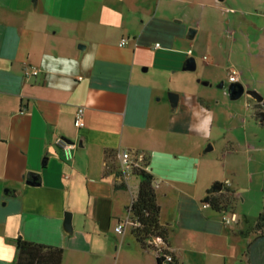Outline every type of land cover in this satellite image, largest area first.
I'll use <instances>...</instances> for the list:
<instances>
[{"label":"crops","instance_id":"crops-1","mask_svg":"<svg viewBox=\"0 0 264 264\" xmlns=\"http://www.w3.org/2000/svg\"><path fill=\"white\" fill-rule=\"evenodd\" d=\"M242 1L0 0V264H16L19 236L63 247L62 264H158L132 232L141 177L108 157L121 150L147 158L171 264H250L235 203L259 158L235 130L264 127V0ZM232 65L261 102L230 98ZM216 182L233 198L222 212L205 205Z\"/></svg>","mask_w":264,"mask_h":264},{"label":"trees","instance_id":"trees-1","mask_svg":"<svg viewBox=\"0 0 264 264\" xmlns=\"http://www.w3.org/2000/svg\"><path fill=\"white\" fill-rule=\"evenodd\" d=\"M264 123V118H263ZM116 153L109 152L108 157L115 161ZM112 167V162L108 163ZM114 167H117L113 164ZM120 169V166L117 169ZM141 181L138 192L134 197L129 213L133 221L132 232L147 249H152L157 253L158 264H165L167 256H174L169 252L165 237L168 227L160 220L161 206L154 187V177L151 172L138 169ZM206 201L214 210L222 212L233 206V198L230 189L220 182H216L208 192ZM232 208V207H231ZM253 233L264 234V208L260 212L257 220L251 225ZM155 239H162L160 244L155 243ZM64 258V248L61 246L44 244L28 240L22 236L17 238V261L16 264H62Z\"/></svg>","mask_w":264,"mask_h":264},{"label":"rangeland","instance_id":"rangeland-1","mask_svg":"<svg viewBox=\"0 0 264 264\" xmlns=\"http://www.w3.org/2000/svg\"><path fill=\"white\" fill-rule=\"evenodd\" d=\"M240 5H235L236 7L243 6V1L241 2L238 0ZM226 3V2H225ZM259 9L262 10L263 5L259 4ZM228 58V54L226 57ZM249 123L247 129L244 127L236 129L235 132L237 135H242L244 141L247 138L255 145L254 150H256L255 156H258V160L254 159L251 162L250 169L255 172V180L251 184V182L246 181L243 185V195L240 199L236 201V210L239 212L241 217L243 218L244 215H248L250 219V224H254L257 220L260 212L264 208V127L261 124V121H257V119L252 115L249 117ZM211 144H207L206 148H210ZM212 152V151H211ZM213 153V152H212ZM211 153V154H212ZM246 198V199H245ZM246 225V222H244ZM251 227V226H250ZM249 228V227H248ZM253 233V231H252ZM259 231H257L255 237L260 235ZM250 243L247 245L245 243V247L248 249L250 244L254 242L256 239L252 235L250 236ZM244 239H247V236H244ZM247 242V241H246ZM251 264V262H250Z\"/></svg>","mask_w":264,"mask_h":264},{"label":"built area","instance_id":"built-area-1","mask_svg":"<svg viewBox=\"0 0 264 264\" xmlns=\"http://www.w3.org/2000/svg\"><path fill=\"white\" fill-rule=\"evenodd\" d=\"M126 43H127V39L123 38L121 44H126ZM157 45H159V43H157ZM189 51L191 52V50ZM24 70H25V74L28 76L37 75L39 73V68L29 63L25 64ZM227 73H228L229 81H234L239 79V72L234 65L228 68ZM261 110L264 111V101L261 102ZM84 113H85L84 107H79L77 109L74 118V123L77 127H81L84 125ZM57 143L64 151L66 160H72L74 158V148L76 147V143L72 142L65 136H59L57 138ZM116 156L117 159L119 160L121 171L124 173L136 171L140 168L146 170L147 172H150V165L147 162V158L142 154L134 155L129 150H121L116 154ZM205 205L209 206V202L205 201ZM130 218L131 216L129 213V219ZM237 220L238 218L234 213L230 216L225 217V221L227 223H231ZM125 226L126 224L124 222H119L118 225L116 226V231L120 233L124 232ZM161 241L162 239H155L156 244H160ZM166 260L171 261L172 256L171 255L167 256Z\"/></svg>","mask_w":264,"mask_h":264},{"label":"water","instance_id":"water-1","mask_svg":"<svg viewBox=\"0 0 264 264\" xmlns=\"http://www.w3.org/2000/svg\"><path fill=\"white\" fill-rule=\"evenodd\" d=\"M219 1H224V0H219ZM196 33H197V28L191 26L188 29L187 36L189 38H194ZM196 63H197L196 58L194 56H191L188 59V63L186 64L185 69L195 70L196 69ZM228 89H229L230 98H232V99H239L244 94L248 93V94L253 95L259 102H261L263 100L262 96H258L257 92L255 90L248 89L246 87V85L242 81H240L239 79L234 80V81H230L228 84ZM169 97H170V100L174 106H176L179 103L180 94L178 92L170 91ZM263 117H264V112L261 113V118H263ZM34 178H36V177H34ZM71 215L72 214L70 211L66 212V226L69 228L72 227ZM262 240H264V234L257 237V239L249 247L250 252H251V256H250L251 264H258V262L260 261V259H258L256 256V253H257L256 249ZM263 258L264 257H262L261 260ZM165 262H166V264H171L170 260H166Z\"/></svg>","mask_w":264,"mask_h":264},{"label":"flooded vegetation","instance_id":"flooded-vegetation-1","mask_svg":"<svg viewBox=\"0 0 264 264\" xmlns=\"http://www.w3.org/2000/svg\"><path fill=\"white\" fill-rule=\"evenodd\" d=\"M260 107H261V104H260ZM260 235H263V234H260ZM260 235H258L257 237H259ZM256 250H257L256 256L258 259H260V261L258 260L259 261L258 264H264V258L261 260V258L264 257V240L260 242Z\"/></svg>","mask_w":264,"mask_h":264}]
</instances>
